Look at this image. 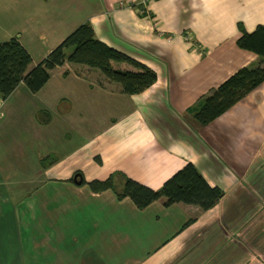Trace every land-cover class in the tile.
Wrapping results in <instances>:
<instances>
[{
    "label": "crops",
    "instance_id": "0c3cea01",
    "mask_svg": "<svg viewBox=\"0 0 264 264\" xmlns=\"http://www.w3.org/2000/svg\"><path fill=\"white\" fill-rule=\"evenodd\" d=\"M139 1L0 0V43L20 41L31 69L90 23L157 74L130 95L67 62L39 92L22 83L6 99L0 264H264V83L208 125L190 112L261 63L238 40L264 25V0H151L152 17L130 6ZM188 163L223 190L214 208L158 200L139 209L89 185L113 175L117 189L130 177L159 190Z\"/></svg>",
    "mask_w": 264,
    "mask_h": 264
},
{
    "label": "trees",
    "instance_id": "16d2710c",
    "mask_svg": "<svg viewBox=\"0 0 264 264\" xmlns=\"http://www.w3.org/2000/svg\"><path fill=\"white\" fill-rule=\"evenodd\" d=\"M238 45L259 55L261 63L241 68L191 108V114L202 125L215 121L264 83V25L253 32L244 31ZM32 62L31 54L17 39L0 43V95L5 100L22 83L31 92H39L50 80V72L67 62L99 69L111 82L121 84L123 92L130 95L145 91L157 81L156 72L148 66L98 40L90 23L79 26L48 57L31 69ZM115 63L128 64L134 70L117 68ZM125 180L122 189L116 188L113 175L105 180H93L89 185L95 192L113 189L119 199L131 198L139 209L164 200L166 206L185 203L207 211L224 196L223 190L212 186L193 163L186 164L159 190L130 177Z\"/></svg>",
    "mask_w": 264,
    "mask_h": 264
},
{
    "label": "built area",
    "instance_id": "2783aa9c",
    "mask_svg": "<svg viewBox=\"0 0 264 264\" xmlns=\"http://www.w3.org/2000/svg\"><path fill=\"white\" fill-rule=\"evenodd\" d=\"M150 1L151 0H140L139 2L131 3L130 6H133V7L137 8V10L140 11L145 16L146 15H148V16L151 15V17H152L151 12L147 10V5H149ZM187 38H189V37H187ZM5 101L6 100L0 95V116L3 114Z\"/></svg>",
    "mask_w": 264,
    "mask_h": 264
},
{
    "label": "water",
    "instance_id": "95a60500",
    "mask_svg": "<svg viewBox=\"0 0 264 264\" xmlns=\"http://www.w3.org/2000/svg\"><path fill=\"white\" fill-rule=\"evenodd\" d=\"M80 177V178H79ZM78 179H80V180H78ZM82 176H81V174H76L75 175V177H74V180H75V182H77V183H79V184H81L82 183Z\"/></svg>",
    "mask_w": 264,
    "mask_h": 264
},
{
    "label": "rangeland",
    "instance_id": "374dc122",
    "mask_svg": "<svg viewBox=\"0 0 264 264\" xmlns=\"http://www.w3.org/2000/svg\"><path fill=\"white\" fill-rule=\"evenodd\" d=\"M43 58H36V60H38V61H41ZM61 91H63V90H61ZM67 107V106H66ZM61 110H62V108H61ZM52 158H53V156H52ZM51 159V157L49 158V160ZM48 163V160H45V164H47Z\"/></svg>",
    "mask_w": 264,
    "mask_h": 264
}]
</instances>
